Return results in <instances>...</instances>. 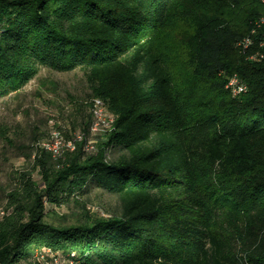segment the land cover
<instances>
[{"label":"trees","instance_id":"1","mask_svg":"<svg viewBox=\"0 0 264 264\" xmlns=\"http://www.w3.org/2000/svg\"><path fill=\"white\" fill-rule=\"evenodd\" d=\"M263 17L264 0H0V101L80 69L112 115L58 126L74 148L29 146L0 194V264H264ZM95 186L117 205L92 209Z\"/></svg>","mask_w":264,"mask_h":264},{"label":"rangeland","instance_id":"2","mask_svg":"<svg viewBox=\"0 0 264 264\" xmlns=\"http://www.w3.org/2000/svg\"><path fill=\"white\" fill-rule=\"evenodd\" d=\"M224 13L233 18L238 16L239 11L230 7ZM158 42L162 49L170 53L173 63L176 62V74L184 84L195 88L197 81L185 63L180 45L168 35ZM90 92L91 88L82 70L63 72L43 67L20 91L0 101V194L16 168L32 163L26 156L30 145L43 142L46 146L48 143L53 147L51 150H58L65 143L69 145V140L65 141L57 131L58 126L74 134L78 133L82 131V123L87 119V114L92 112L96 119L93 130H98L101 122L107 124L106 119L112 116L110 110L102 99L92 96ZM56 132H59L58 135ZM88 146L91 148L92 145ZM90 196V206L94 210L102 211L104 206L113 207L118 203L114 194L103 192L97 186L93 187ZM61 264H68L67 260H62Z\"/></svg>","mask_w":264,"mask_h":264},{"label":"bare ground","instance_id":"3","mask_svg":"<svg viewBox=\"0 0 264 264\" xmlns=\"http://www.w3.org/2000/svg\"><path fill=\"white\" fill-rule=\"evenodd\" d=\"M264 18V17H263ZM232 77H238V75L237 74H234ZM239 79H240V81H241V85L243 86V88L245 89V87H246V84L242 81V79L239 77ZM232 89H233V92H234V94H237L236 93V91L234 90V87H233V85L232 84H228ZM103 101V100H102ZM101 102V101H100ZM99 113V112H98ZM58 133L59 132H56V135H58ZM76 135V134H75ZM80 137V136H79ZM69 142V145L68 146H70L71 148H74L75 147V144H74V142L72 141V139L71 140H69L68 141ZM45 147H47L48 149H52L53 147H52V145H50V144H46V146ZM55 147V146H54ZM89 147V146H88ZM92 147V146H91ZM56 257V264H61V262H62V258H60L59 256H55ZM55 261V260H54ZM67 263L68 264H76L75 263V261L74 260H67Z\"/></svg>","mask_w":264,"mask_h":264},{"label":"built area","instance_id":"4","mask_svg":"<svg viewBox=\"0 0 264 264\" xmlns=\"http://www.w3.org/2000/svg\"><path fill=\"white\" fill-rule=\"evenodd\" d=\"M251 42V40H249V43ZM227 84H232L234 87V90L236 91V93H242L244 91H246L243 86L241 85V81L239 79V74L238 77H230L229 81ZM106 118H103V120H105ZM56 143H60L59 141H56ZM48 144V143H47ZM60 145H63L60 143ZM47 148V147H46ZM44 256V255H43ZM55 264H56V257H55Z\"/></svg>","mask_w":264,"mask_h":264}]
</instances>
